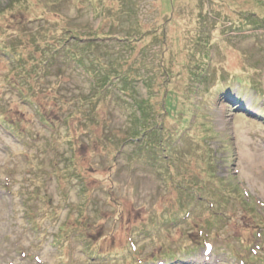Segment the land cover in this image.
I'll list each match as a JSON object with an SVG mask.
<instances>
[{
  "label": "rangeland",
  "instance_id": "374dc122",
  "mask_svg": "<svg viewBox=\"0 0 264 264\" xmlns=\"http://www.w3.org/2000/svg\"><path fill=\"white\" fill-rule=\"evenodd\" d=\"M0 264H264V0H0Z\"/></svg>",
  "mask_w": 264,
  "mask_h": 264
}]
</instances>
